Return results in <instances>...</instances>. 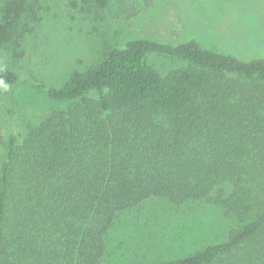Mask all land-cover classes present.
Returning a JSON list of instances; mask_svg holds the SVG:
<instances>
[{"label":"trees","instance_id":"1","mask_svg":"<svg viewBox=\"0 0 264 264\" xmlns=\"http://www.w3.org/2000/svg\"><path fill=\"white\" fill-rule=\"evenodd\" d=\"M92 2L110 21L153 4ZM38 17L33 3L7 0L0 47L34 33ZM152 53L187 65L163 76L145 63ZM24 78L0 69L8 87ZM40 88L59 107L8 141L0 264H106L112 227L148 200L202 201L238 224L224 241L159 264H264V58L135 39Z\"/></svg>","mask_w":264,"mask_h":264},{"label":"rangeland","instance_id":"2","mask_svg":"<svg viewBox=\"0 0 264 264\" xmlns=\"http://www.w3.org/2000/svg\"><path fill=\"white\" fill-rule=\"evenodd\" d=\"M7 0H0L1 10ZM39 25L19 31L11 50L0 47V69L21 83L0 88V164L11 137L22 139L59 104L40 86L59 88L73 71L94 67L113 48L135 39L177 45L195 41L241 61L264 58V0H153L131 20H112L92 0H27ZM14 24L18 27L19 22ZM147 66L166 75L186 61L157 53ZM238 226L218 206L190 201L180 207L148 200L124 212L110 232L106 264H159L224 241Z\"/></svg>","mask_w":264,"mask_h":264},{"label":"clouds","instance_id":"3","mask_svg":"<svg viewBox=\"0 0 264 264\" xmlns=\"http://www.w3.org/2000/svg\"><path fill=\"white\" fill-rule=\"evenodd\" d=\"M0 87H3L4 89H7L8 85L4 84L2 81H0Z\"/></svg>","mask_w":264,"mask_h":264}]
</instances>
